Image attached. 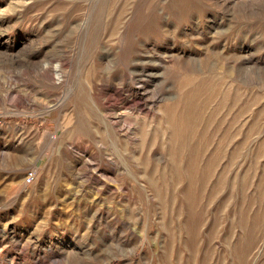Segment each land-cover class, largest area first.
<instances>
[{
  "label": "rangeland",
  "instance_id": "obj_1",
  "mask_svg": "<svg viewBox=\"0 0 264 264\" xmlns=\"http://www.w3.org/2000/svg\"><path fill=\"white\" fill-rule=\"evenodd\" d=\"M0 264H264V0H0Z\"/></svg>",
  "mask_w": 264,
  "mask_h": 264
},
{
  "label": "built area",
  "instance_id": "obj_2",
  "mask_svg": "<svg viewBox=\"0 0 264 264\" xmlns=\"http://www.w3.org/2000/svg\"><path fill=\"white\" fill-rule=\"evenodd\" d=\"M36 174L34 171H30L26 174L25 178H24V184L25 185H31L34 183Z\"/></svg>",
  "mask_w": 264,
  "mask_h": 264
}]
</instances>
